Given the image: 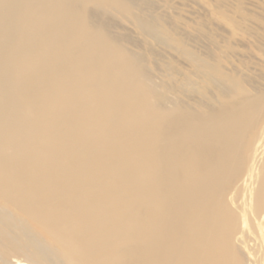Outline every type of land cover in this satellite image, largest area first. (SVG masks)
I'll use <instances>...</instances> for the list:
<instances>
[{
  "label": "bare ground",
  "instance_id": "obj_1",
  "mask_svg": "<svg viewBox=\"0 0 264 264\" xmlns=\"http://www.w3.org/2000/svg\"><path fill=\"white\" fill-rule=\"evenodd\" d=\"M127 5L0 0V264H264V76L159 91L91 21Z\"/></svg>",
  "mask_w": 264,
  "mask_h": 264
},
{
  "label": "rangeland",
  "instance_id": "obj_2",
  "mask_svg": "<svg viewBox=\"0 0 264 264\" xmlns=\"http://www.w3.org/2000/svg\"><path fill=\"white\" fill-rule=\"evenodd\" d=\"M124 1L126 8L90 10L91 21L142 57L145 73L159 91L169 92L170 75H187L199 64L221 66L241 78L242 68L264 76V0H258L260 9L249 8L248 0ZM240 18L246 29L238 28ZM140 22L160 34L140 29ZM200 82L197 88H203Z\"/></svg>",
  "mask_w": 264,
  "mask_h": 264
}]
</instances>
